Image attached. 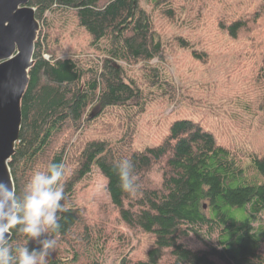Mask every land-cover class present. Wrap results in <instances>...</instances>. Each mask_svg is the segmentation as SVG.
Returning <instances> with one entry per match:
<instances>
[{"label":"trees","instance_id":"trees-1","mask_svg":"<svg viewBox=\"0 0 264 264\" xmlns=\"http://www.w3.org/2000/svg\"><path fill=\"white\" fill-rule=\"evenodd\" d=\"M30 6L40 31L9 167L19 193L35 172L65 165V210L58 232L49 233L57 245L47 264H105L110 239L77 203L95 172L124 227L151 237L143 259L123 253L119 264H264V150L253 136L264 125V0H31ZM179 52L192 56L196 77L244 79L240 92L224 91L230 110L242 106V114L228 116L237 125L177 118L159 143L137 144L134 124L171 93L168 77L179 67ZM106 115L121 131L115 141L95 130ZM237 129L244 131L243 147L225 137ZM124 160L140 185L134 197L120 186ZM10 244L41 247L15 230Z\"/></svg>","mask_w":264,"mask_h":264},{"label":"rangeland","instance_id":"rangeland-1","mask_svg":"<svg viewBox=\"0 0 264 264\" xmlns=\"http://www.w3.org/2000/svg\"><path fill=\"white\" fill-rule=\"evenodd\" d=\"M184 17L183 14L181 19ZM161 29L166 31V26H162ZM192 43L199 49L203 47L199 38H194ZM174 61L179 64V67H171V74L174 75V77H168L172 84L171 93L160 102L157 101L158 105H153L149 112L136 122V125L134 124L137 144L155 145L159 143L165 136L170 123L177 118L192 117L205 122L206 125L225 119L224 125L233 127L237 123L228 116L242 114V106L233 110L229 109L224 91L230 92L231 89L232 94L240 92L244 86L243 78L196 77V70L190 66L194 60L190 54L185 52H179L174 57ZM177 68H182L180 73L183 77H180ZM235 81L237 85H234ZM104 119L106 125L98 124L95 130L107 132L109 139L115 141L120 137L116 133H121L118 129L115 132L112 129L115 128L116 119L108 115ZM259 121L258 119L257 122ZM254 129L256 149L262 151L264 150V125L255 126ZM225 137L228 140L229 137L233 138V142L237 146L246 145V137L242 129L232 130L230 135ZM93 177V182L83 188V192L77 198V203L84 207L85 219L92 223L93 228L102 231L110 239L105 264H119L123 253L129 254L133 258L143 259L152 244L151 237L124 227L116 210L110 205V199L105 189L106 181L99 172H95Z\"/></svg>","mask_w":264,"mask_h":264},{"label":"clouds","instance_id":"clouds-1","mask_svg":"<svg viewBox=\"0 0 264 264\" xmlns=\"http://www.w3.org/2000/svg\"><path fill=\"white\" fill-rule=\"evenodd\" d=\"M131 168L124 160L117 172L122 191L134 197L140 185L134 181ZM64 176L65 165L52 163L46 172H35L19 193L0 181V264H47L49 254L57 245L56 237L49 233L58 232V213L65 210L62 201L66 200V194L61 183ZM13 230L41 247L13 248L10 244Z\"/></svg>","mask_w":264,"mask_h":264},{"label":"water","instance_id":"water-1","mask_svg":"<svg viewBox=\"0 0 264 264\" xmlns=\"http://www.w3.org/2000/svg\"><path fill=\"white\" fill-rule=\"evenodd\" d=\"M30 1L0 0V181L13 188L9 162L20 138L21 102L40 31Z\"/></svg>","mask_w":264,"mask_h":264}]
</instances>
